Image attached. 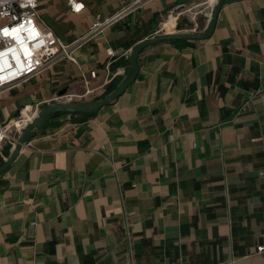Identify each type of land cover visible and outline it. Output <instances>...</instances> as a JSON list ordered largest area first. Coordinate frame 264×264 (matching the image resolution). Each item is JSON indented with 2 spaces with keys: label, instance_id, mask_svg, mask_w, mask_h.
I'll list each match as a JSON object with an SVG mask.
<instances>
[{
  "label": "crops",
  "instance_id": "crops-1",
  "mask_svg": "<svg viewBox=\"0 0 264 264\" xmlns=\"http://www.w3.org/2000/svg\"><path fill=\"white\" fill-rule=\"evenodd\" d=\"M81 1L80 12L40 1L67 43L96 14L115 20L75 48L77 63L0 88V124L83 92L91 70L95 90L82 101L103 96L137 42L189 24L185 12L173 20L179 4L198 12L202 31L216 2ZM138 61L116 101L57 114L0 175V264H264V0H226L210 37L159 41ZM12 148L0 139V161Z\"/></svg>",
  "mask_w": 264,
  "mask_h": 264
},
{
  "label": "built area",
  "instance_id": "built-area-1",
  "mask_svg": "<svg viewBox=\"0 0 264 264\" xmlns=\"http://www.w3.org/2000/svg\"><path fill=\"white\" fill-rule=\"evenodd\" d=\"M40 1L0 0V88L28 80L53 67L63 59H69L77 63L74 55L75 48L102 33L116 18V16L104 18L101 14H96L88 33L81 39L67 43L41 17L39 12ZM145 1L134 0L132 6H139ZM68 3L72 10L76 12H80L85 8V4L81 0H68ZM185 5L186 3H181L176 8ZM126 8H123V10ZM191 10L192 6L190 5V7L178 13V17L182 13ZM212 12L213 9L209 13V17H211ZM197 14L198 12L194 11L190 16L191 20L193 19L192 24L189 25V23L181 29L198 32L200 24L197 22ZM107 54L112 57L115 53L113 49L108 48ZM89 76L90 78H87V75L83 73L85 85L83 92L67 91L64 94L57 95L54 98L55 101H82L90 96L95 90L92 79L97 78V71L91 70ZM106 83H109V81ZM30 119L31 117L24 119L21 116L16 118L13 124L10 122L0 124V139L9 137L14 146L18 137L9 135L12 125L21 131ZM129 226V220L126 218L125 227L130 240ZM256 252L264 253V244L259 245Z\"/></svg>",
  "mask_w": 264,
  "mask_h": 264
},
{
  "label": "water",
  "instance_id": "water-1",
  "mask_svg": "<svg viewBox=\"0 0 264 264\" xmlns=\"http://www.w3.org/2000/svg\"><path fill=\"white\" fill-rule=\"evenodd\" d=\"M226 0H216L213 6V12L207 24L202 31L192 32L184 31L181 28H176L175 31L170 33L157 34L156 36L137 42L130 51L129 64H127L122 72V77L118 84L107 94L90 101H54L52 103L44 104L31 119L25 123L20 131L16 144L13 146L12 151L4 163L0 166V175L7 170L11 164L16 160L23 145L27 144L38 131L45 132L47 122L53 119L57 114H66L72 112L82 113H95L98 112L105 105L112 104L117 98L123 94L126 89L137 78L140 71V64L138 61L141 51L159 41L172 40V39H186V38H208L210 37L217 24L219 12ZM66 90L60 92L64 94ZM21 110L15 114L16 117L21 115Z\"/></svg>",
  "mask_w": 264,
  "mask_h": 264
},
{
  "label": "trees",
  "instance_id": "trees-1",
  "mask_svg": "<svg viewBox=\"0 0 264 264\" xmlns=\"http://www.w3.org/2000/svg\"><path fill=\"white\" fill-rule=\"evenodd\" d=\"M178 26H179V28H182L183 27V25L181 23H178ZM120 79H121L120 77L118 79H116V80L114 79L112 81V83L110 84V86L108 87V89L106 90V92L104 93V95L107 94L108 92H110L118 84V82L120 81ZM72 113H76V114H80V115H91V114H93V113H82V112H72ZM3 163H4V161H0V166Z\"/></svg>",
  "mask_w": 264,
  "mask_h": 264
},
{
  "label": "rangeland",
  "instance_id": "rangeland-1",
  "mask_svg": "<svg viewBox=\"0 0 264 264\" xmlns=\"http://www.w3.org/2000/svg\"><path fill=\"white\" fill-rule=\"evenodd\" d=\"M188 7H190V4H186L185 6H181V7H179V8H176L175 10H174V12H173V14H178V13H180V12H182V11H184V9H187ZM194 12V10H191V11H187V12H185L184 13V15H192V13ZM183 14V13H182ZM182 16L183 15H181V17H180V19L182 18ZM191 18V17H190ZM191 21H193V19L191 20ZM189 22L190 24L189 25H191L192 24V22ZM188 22V21H187ZM178 23H181L182 25H184L185 23H184V21H179ZM178 23H177V27L176 28H178L179 29V26H178ZM188 24V23H187ZM18 137V136H17Z\"/></svg>",
  "mask_w": 264,
  "mask_h": 264
},
{
  "label": "bare ground",
  "instance_id": "bare-ground-1",
  "mask_svg": "<svg viewBox=\"0 0 264 264\" xmlns=\"http://www.w3.org/2000/svg\"><path fill=\"white\" fill-rule=\"evenodd\" d=\"M215 2V1H214ZM213 2V3H214ZM173 16H174V18H173V20L174 21H176V20H179V18H178V14L176 13V14H172ZM30 109L29 108H26V109H24L23 110V112H22V115H24L27 111H29ZM24 119H28V118H30V114L29 115H24V116H22Z\"/></svg>",
  "mask_w": 264,
  "mask_h": 264
}]
</instances>
